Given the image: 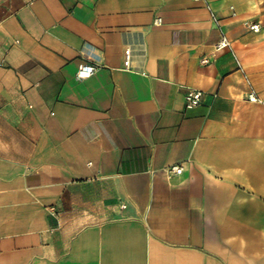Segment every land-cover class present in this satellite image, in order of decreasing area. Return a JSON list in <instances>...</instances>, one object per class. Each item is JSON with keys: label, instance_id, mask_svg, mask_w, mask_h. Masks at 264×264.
<instances>
[{"label": "crops", "instance_id": "0c3cea01", "mask_svg": "<svg viewBox=\"0 0 264 264\" xmlns=\"http://www.w3.org/2000/svg\"><path fill=\"white\" fill-rule=\"evenodd\" d=\"M0 264H264V0H0Z\"/></svg>", "mask_w": 264, "mask_h": 264}, {"label": "built area", "instance_id": "2783aa9c", "mask_svg": "<svg viewBox=\"0 0 264 264\" xmlns=\"http://www.w3.org/2000/svg\"><path fill=\"white\" fill-rule=\"evenodd\" d=\"M153 24L159 25L161 24V19L159 17H156L153 20ZM249 29L253 32H258L259 31V25L258 24H250ZM230 47V42L227 39V37L221 33L220 37L215 45L216 50H221L224 48H229ZM207 61V60H206ZM130 62H131V49L130 47L125 48L124 50V68L125 69H130ZM96 70V67L91 64V63H83L81 64L76 72V77L78 79H84L92 75ZM203 92L199 89L191 88V87H186L185 89V95H184V100H185V107L186 108H193L196 107L200 104L202 100ZM246 99L250 102H255V101H261V99L256 95L255 92L250 91L246 95ZM184 171V165L182 162L170 165L164 169V173L170 177L172 175H181Z\"/></svg>", "mask_w": 264, "mask_h": 264}]
</instances>
